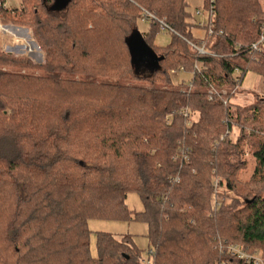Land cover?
<instances>
[{
    "label": "trees",
    "instance_id": "1",
    "mask_svg": "<svg viewBox=\"0 0 264 264\" xmlns=\"http://www.w3.org/2000/svg\"><path fill=\"white\" fill-rule=\"evenodd\" d=\"M262 1L212 0L201 40L185 0H19L0 13L43 54L34 65L0 51V264H141L131 238L107 233L92 257L89 219L143 222L148 264H242L233 245L264 258V188L237 175L248 151L264 183V100L232 98L246 73L264 78ZM157 21L168 47L152 43ZM136 35L157 67L132 48ZM179 69L190 78L174 87ZM211 90L226 95L209 100ZM131 192L143 211L126 208Z\"/></svg>",
    "mask_w": 264,
    "mask_h": 264
},
{
    "label": "rangeland",
    "instance_id": "2",
    "mask_svg": "<svg viewBox=\"0 0 264 264\" xmlns=\"http://www.w3.org/2000/svg\"><path fill=\"white\" fill-rule=\"evenodd\" d=\"M185 1L188 5V11L191 14L190 19L192 23L195 25V27L192 28L191 30L192 37L194 40H198V39L201 40L205 35L203 26L204 25L206 26L209 23V19H208L209 13L204 7L205 6L204 0H185ZM5 3L8 10L17 9L20 6L19 0H5ZM262 11L264 12V1H262ZM149 29H150V25L146 21L140 20V22L137 23V31L139 33H147ZM9 30L10 31L15 30L14 34L18 38H16L13 34H10L11 32H9ZM16 33L18 35H16ZM12 35L14 37H12ZM25 39L26 40L29 39L30 41L34 42L29 29H27L22 25H16L13 22L8 23L7 21H3V18L1 19V15H0V51L3 52L4 46L15 47L13 51H18V46H20L22 42H26ZM170 42H171L170 32L167 33L164 31H160L159 29L155 33V36L152 41L153 45L159 48L168 47ZM33 48H34L33 50L34 54H32L31 56L27 55V53L26 54L18 53L17 55L12 54L10 56L19 57V58L28 57L34 65H41V63H43V54L39 52L35 42ZM136 61H138V59ZM146 64L150 65L151 63H148L146 61ZM153 69L154 68H151V66H149L148 68L147 65L136 63L135 71L141 76H148L153 71ZM171 74H172L171 77L173 79L174 87L179 85V83L182 80H186L190 78L188 74L183 73L182 69L173 70ZM188 84L190 83H186L185 87H179L180 90L185 91L187 89ZM232 90H233L232 94L234 93V95L232 96V98L234 97V103L239 104L241 106H247L252 104L257 105L259 104L257 103L259 102V100H264V78L248 72L245 74L240 90L237 87L233 88ZM232 133L234 134V136L237 134V132L234 129L232 130ZM243 161H246V163L244 164V168H241L237 172L240 182L241 183L247 182L248 184H251L250 186H248V188L250 189H255L258 186L264 188V183L259 185V183H257L258 178L253 177L254 176L253 172L256 163L248 151L245 152ZM217 189L220 192L222 191L220 190L219 187H217ZM227 198H229V196L228 197L223 196L222 198H217V201L218 199H220L221 201H225L227 200ZM124 204L130 212L132 211L141 212L144 209L140 198L134 192H131L126 196ZM87 223H88V230L90 231L89 252L92 257L98 256V252L96 250V241H97L96 234L107 233L115 237L118 242L125 237L131 238L136 249L139 250L140 252V261L141 262H148V260L151 261L149 255L150 250L148 247V236H147L148 230L143 222L134 219H132V221H128V220L101 221L96 219H89ZM258 253L261 254L260 250H258ZM260 256L263 259V256L262 255Z\"/></svg>",
    "mask_w": 264,
    "mask_h": 264
},
{
    "label": "built area",
    "instance_id": "3",
    "mask_svg": "<svg viewBox=\"0 0 264 264\" xmlns=\"http://www.w3.org/2000/svg\"><path fill=\"white\" fill-rule=\"evenodd\" d=\"M7 6H6V3H5V0H0V13L3 12V11H7ZM208 19H209V23L207 24V26H209L211 24V16H212V0H211V6H210V10L208 11ZM145 20H149L150 23H154V20H153V17L151 15H148L147 19ZM157 26H158V29L160 31H164V32H167L168 33V29L166 27V25L164 24L163 21H157L156 22ZM205 26V25H204ZM203 26V27H204ZM5 30V29H4ZM207 33L208 35H211V30H210V27L207 28ZM12 37H14L12 35ZM30 39V38H29ZM29 39H25L26 42H22V44H20V46H18V51H13V49L15 47H10V46H4L3 48V52L6 53V54H9V55H12V54H15L17 55L18 53L21 54V53H24L29 56H31L33 53V46H34V42L30 41ZM24 40V41H25ZM260 43V41L258 43H256L253 47H252V50L255 51L257 49V45ZM192 48H194L197 52L198 55H207V56H212L211 54H209L204 45H200V46H195L193 44H189ZM199 69L198 67V64H196L194 66V71L197 72ZM194 74V73H193ZM191 88H192V85L191 84H188L187 86V89L185 91H183L184 93L187 92V93H190L191 92ZM234 94V93H233ZM214 95H221V96H224L226 95V92L225 91H222V92H217L216 90H211L209 91V100H211L213 98ZM188 108H186L183 112H182V117L184 118V120H186L187 118H189V115H188ZM152 252H150L151 254ZM228 253H229V257L231 259H235L236 261H239L241 262L242 264H264V258L262 259L261 258V254L258 253V251L256 252H253V253H250V252H245L242 248L238 247L237 245H233V246H229L228 248ZM260 254V255H259ZM148 262H150L148 260ZM148 262H141V264H148ZM223 264H227V263H223Z\"/></svg>",
    "mask_w": 264,
    "mask_h": 264
},
{
    "label": "water",
    "instance_id": "4",
    "mask_svg": "<svg viewBox=\"0 0 264 264\" xmlns=\"http://www.w3.org/2000/svg\"><path fill=\"white\" fill-rule=\"evenodd\" d=\"M62 7V3L60 2V1H58V2H56L54 5H53V7H52V10H58L59 8H61ZM138 40H139V38H138V36L136 35V36H134V39H133V41H132V48L134 49V50H137V51H142L144 54H146V55H148V58L153 62V64H154V67H156V60L154 59L155 57L152 55V54H150L148 51H146L144 48H143V46L142 45H140L139 44V42H138ZM137 59H136V55L134 54L133 55V64H134V66H135V69H136V63L137 64H139L140 62L139 61H136ZM151 68H152V66H151Z\"/></svg>",
    "mask_w": 264,
    "mask_h": 264
},
{
    "label": "crops",
    "instance_id": "5",
    "mask_svg": "<svg viewBox=\"0 0 264 264\" xmlns=\"http://www.w3.org/2000/svg\"><path fill=\"white\" fill-rule=\"evenodd\" d=\"M15 31V30H14Z\"/></svg>",
    "mask_w": 264,
    "mask_h": 264
}]
</instances>
